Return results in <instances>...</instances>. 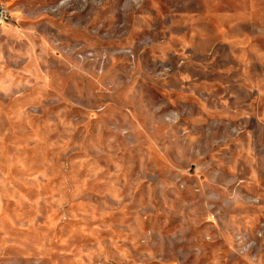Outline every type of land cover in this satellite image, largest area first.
<instances>
[{
    "label": "rangeland",
    "instance_id": "1",
    "mask_svg": "<svg viewBox=\"0 0 264 264\" xmlns=\"http://www.w3.org/2000/svg\"><path fill=\"white\" fill-rule=\"evenodd\" d=\"M0 4V264H264V0Z\"/></svg>",
    "mask_w": 264,
    "mask_h": 264
},
{
    "label": "built area",
    "instance_id": "2",
    "mask_svg": "<svg viewBox=\"0 0 264 264\" xmlns=\"http://www.w3.org/2000/svg\"><path fill=\"white\" fill-rule=\"evenodd\" d=\"M12 17V12L6 5L0 4V21L3 23L9 22Z\"/></svg>",
    "mask_w": 264,
    "mask_h": 264
}]
</instances>
